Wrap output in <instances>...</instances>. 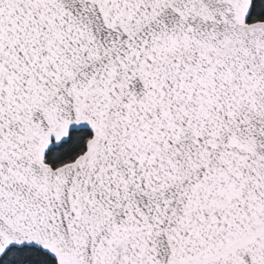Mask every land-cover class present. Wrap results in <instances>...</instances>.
Returning a JSON list of instances; mask_svg holds the SVG:
<instances>
[{
    "label": "snow or ice",
    "instance_id": "obj_1",
    "mask_svg": "<svg viewBox=\"0 0 264 264\" xmlns=\"http://www.w3.org/2000/svg\"><path fill=\"white\" fill-rule=\"evenodd\" d=\"M0 264H264V0H0Z\"/></svg>",
    "mask_w": 264,
    "mask_h": 264
}]
</instances>
